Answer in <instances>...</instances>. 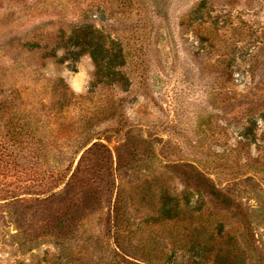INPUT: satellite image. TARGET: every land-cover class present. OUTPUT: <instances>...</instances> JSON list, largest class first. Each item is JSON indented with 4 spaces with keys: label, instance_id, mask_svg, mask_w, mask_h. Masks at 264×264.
Instances as JSON below:
<instances>
[{
    "label": "rangeland",
    "instance_id": "374dc122",
    "mask_svg": "<svg viewBox=\"0 0 264 264\" xmlns=\"http://www.w3.org/2000/svg\"><path fill=\"white\" fill-rule=\"evenodd\" d=\"M83 24L122 49L126 89L90 92L88 54L50 55ZM6 101L17 126L38 120L42 168L69 162L84 116L110 146L130 132L115 172L83 175L96 194L59 185L0 214V264H264V0H0ZM5 121L0 185L33 188L34 139Z\"/></svg>",
    "mask_w": 264,
    "mask_h": 264
},
{
    "label": "trees",
    "instance_id": "16d2710c",
    "mask_svg": "<svg viewBox=\"0 0 264 264\" xmlns=\"http://www.w3.org/2000/svg\"><path fill=\"white\" fill-rule=\"evenodd\" d=\"M103 35L104 34H102L99 29L91 24L77 25L66 35L63 44L55 42L50 55H52L57 62H63L64 60L72 62L80 55L85 53L88 54L94 64V78L91 82L90 92L99 85L118 86L119 88L126 89L129 80L121 70V67L124 66L125 63L123 51L116 41L107 40V36ZM61 45L63 46V54L57 56L56 50ZM62 87L63 86H61V89ZM72 98H74V95L71 93L67 92L63 95V100L68 99L71 102ZM13 108L12 101H6L0 104V115H5V125L8 129H11L12 126L13 130L19 131L23 136L25 134H31L36 149L35 164L41 171L39 172V177L33 188L25 186L4 188L0 185V214L2 213L9 216V210H7V208L9 206H19L24 195L31 196L37 204L49 202L52 196L57 194L55 188L59 185L67 187L72 183L78 190L86 188V192L96 194L98 189L102 188V186L95 183V179L90 182L84 181V179H82L84 178L83 175L90 171L92 172V175L95 176L101 174L100 176L109 177L117 170L116 167L112 168L114 159L118 158L115 151L123 145L120 141L127 140L128 133L130 132L129 128L121 127L113 129L112 133L116 136L122 135V138L121 140H117L115 146H110L108 142L109 140H106L107 142L102 141L104 139L102 136H105L107 132H100L94 128H89L88 124H90L92 116H84L82 118L83 123L78 126L81 130L79 135L80 138L77 139L74 144L70 146L66 145L68 151L67 154H71L69 162L63 164V162L56 161L52 166L42 168V165L45 163L47 145L42 142L41 137H36L38 120L33 121L34 127L31 126L32 121L29 122L28 120L23 121L17 126L14 118L11 117ZM15 125L17 126V129L15 128ZM60 133L63 134V132ZM24 141L27 143V138H25ZM81 151L82 153L77 159L76 165L72 168L75 157ZM88 158L102 161L105 166L103 165V168L96 167L93 164L87 166L85 165V160ZM4 162V154L3 151L0 150V167ZM100 181L98 182L101 183ZM106 190H110V187L108 186ZM162 201L167 204L166 199L165 201ZM5 208L6 211L4 210ZM173 210L174 208L162 207L161 214L165 219H171L174 217L173 215H175ZM59 230L61 231V228Z\"/></svg>",
    "mask_w": 264,
    "mask_h": 264
}]
</instances>
